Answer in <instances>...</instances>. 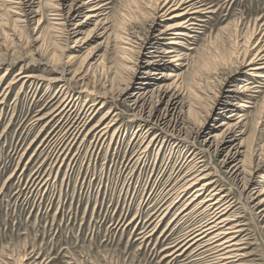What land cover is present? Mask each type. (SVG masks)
Instances as JSON below:
<instances>
[{"label": "rangeland", "instance_id": "rangeland-1", "mask_svg": "<svg viewBox=\"0 0 264 264\" xmlns=\"http://www.w3.org/2000/svg\"><path fill=\"white\" fill-rule=\"evenodd\" d=\"M9 1L0 0V62L3 59L21 62L9 68L0 94H3V87L16 79V72L22 65L39 79L30 80L23 86L24 80H19L1 98L0 264H194L192 249L176 259L175 255L165 258V254L172 250L168 251L167 246L174 244L195 219H176L192 190L184 192L176 205L174 200L178 191L175 184L181 181V186L189 178L184 175L198 144L191 137L185 142H179L173 136L159 137L150 146L147 160L140 162L142 150L158 130L149 129L150 125L145 123H141L138 129L140 120L132 114V103L119 96L126 84L127 93L134 91L144 69L135 65L126 70V74H117L123 55L115 36L125 35L123 32H128L129 26H136L143 36V28L152 17V8H146L141 0H111L109 19L105 24L109 28L107 32L103 26L95 28V22L87 23L79 36L73 35L71 40L56 30L49 0H34V8H38L37 4L41 6L40 14L29 16L28 20L22 17L21 20L26 19L22 22L17 21L20 15L14 13L18 10L11 7L15 5ZM207 2L213 12L206 14L195 42L183 39L176 46L169 44L168 39L163 40L162 50L175 46L178 52L191 53L190 68L183 66L181 70L172 71L182 73L180 78L166 79L161 74H168L172 68L161 67L154 78L169 83L177 81L183 95L188 89L186 112L191 104L197 103L199 107L191 115L193 121L207 119V123L218 125L230 111L216 109V106L212 108L213 102L226 86L237 88L244 78L251 77L248 62L255 51L247 56L246 65L235 79L221 88L216 78L210 77L206 94L193 89L196 96L190 93V88H196L192 79L202 63L194 60H198L203 52L207 58V74L212 75L218 68L225 67L226 60L227 68H235L240 63L237 54H244L240 45L255 29L253 44L260 40L263 45L264 0ZM86 11L87 8L73 24H69L70 32L75 22L85 19ZM163 27L156 25L150 35ZM137 45L131 46L137 50L136 53L133 51V60L137 61V57L144 60L143 55L150 44L141 51ZM184 45L195 49L187 50ZM92 51L100 57L99 64L93 71L86 72V68L73 79L74 71L82 66L85 55ZM124 55L130 58L129 54ZM38 60L44 63L39 64ZM68 63L72 72L67 71V81H64L61 72ZM7 67L0 64V78ZM105 78L107 85L104 84ZM69 80L74 87L72 95L87 87L106 97L104 108L78 135L74 131L84 117V99L78 100L63 114L36 120L57 106L65 95L59 92L60 86ZM258 90L239 93L230 99V102L237 103L242 99L252 102L249 103L251 107H246L243 112L246 126L242 138L249 147L245 166L250 170L248 176H254L255 182L246 192H242L243 181L222 178L225 181L222 184L226 187L225 192L237 200L235 204L238 205L233 209L240 207L237 212L247 223L249 239L245 253L250 255V249L260 253L259 258L249 259L248 256L246 259L253 264H264V228L256 217L259 209L256 206L258 199H255L264 190V164L253 172L258 158H264L263 149V155L260 154L264 146V84ZM110 108L120 112V116L109 132L101 136L90 131ZM206 112L211 115L207 116ZM253 149L257 155L252 153ZM221 158L222 154L207 152V172H216ZM221 173L222 169L218 175ZM162 210L167 214L160 218Z\"/></svg>", "mask_w": 264, "mask_h": 264}, {"label": "bare ground", "instance_id": "bare-ground-1", "mask_svg": "<svg viewBox=\"0 0 264 264\" xmlns=\"http://www.w3.org/2000/svg\"><path fill=\"white\" fill-rule=\"evenodd\" d=\"M207 1L208 0L140 1L146 8H152L153 11V13H151L152 17L150 22H147L146 27L143 28L144 35L141 36L139 34L136 26H129L128 32H123L125 35L116 34L115 39L120 43V53L123 55L120 56V66L117 74L119 72L124 73L126 70L138 65V67L144 69L142 72L144 75L139 78L138 85L132 93H127L128 85L126 84L124 88H121L119 96L124 97L126 101L129 100L132 103V114L140 120L138 129L142 125L141 123H145V125H150L149 129L156 128L158 130L142 150L140 162L144 163V159L147 160L150 146L153 145L154 141L159 137L166 139L167 137L170 138L173 136L179 142L188 141L191 137L193 142L198 144L192 153L194 155L189 160L188 170L184 175V178H189L181 186V181L175 184L178 191L175 193L176 196L174 200L176 205L180 202L184 192L192 190L189 194V198L185 204H183L182 210L177 214L176 219L179 218L181 221L191 217L195 219L192 223H188L189 225L184 229V232L176 238L174 244L169 245L170 247L167 246L166 249H168V251L169 249L172 250L170 253L165 254V258L175 255L176 257L174 259H176L187 252V250L192 249L191 258L194 264H253L246 259L249 255L245 253L247 239H249L247 238L248 233H246L248 230V228H246L247 223L241 219L242 216L240 212H237L240 207L233 209L238 205L235 204L237 200L231 198L230 193L225 192L226 187L222 184V182L225 181H222V178L243 181L242 192L250 190L255 182L254 176H248L250 170L245 166L249 147L246 146L245 139L242 138L245 133L243 129L246 126V123H244L246 117H243L246 114L243 112L246 107H251L249 103L252 102L247 99H242L240 103H237L230 102V99L233 96H238L237 94L239 93H245L250 90L259 92V86L264 84V44L260 45V40L253 44V37L256 35L255 29L245 42L243 41L242 44L240 43V47L243 49L242 52H244L241 56L237 54V58L241 59L240 63H237L235 68H227L228 61L226 60V62L223 63L225 67L218 68L217 71H215L216 73H213L214 75H211L209 72L207 74V58L204 56L205 54L203 52L199 54L198 60H194L195 63H202V66L198 68V73H194V76L192 74V80L196 84V88H190V93L196 96L195 93L197 92L195 90L206 94L205 89H207V80L210 79V77L216 78L221 88H223V85L227 82L235 79L238 73L242 71L241 68L243 65H246L245 61L247 56L255 51L248 62V66H251L248 69L251 72V77L244 78L237 88L226 86L227 88L225 87L220 97H216L215 102H213L212 108L216 106V109L230 111L225 119L218 125L207 123V119L206 121L205 119H198V122L196 120L193 121L191 115H193L196 108L199 107L197 103L191 104L186 112L185 107L188 102V100H186L188 96L186 97L185 95H188V89L183 95V91L180 89V84H178L177 81L169 83L165 79L159 81L154 78V76L158 74L157 70L161 67L172 68L168 74L165 72L161 74V76L166 77V79H171L173 76L180 78L182 77V73L175 74L172 71L181 70L183 66H189L190 68L191 63L189 58L191 57V53L185 51L178 52L175 46L162 50L163 40L168 39L169 44L176 46L180 45L183 39H188L189 42H195L199 36L197 33H200V29L204 26L202 22L206 21V14L213 12ZM9 2L16 6L11 7L17 8L18 10V13L14 11L16 15H20L17 21L22 22L26 20H21L22 17H26L28 20L29 16L32 17L34 14H40L39 9L41 6L37 4L38 8H34V5L36 6V1L34 0H10ZM49 2L51 5V15H53V19L56 20L54 23L56 24V30L64 33L68 39L73 35L77 36L80 34L87 23L95 22V28L103 26L102 28H104L106 32L109 29L105 24L108 23V10L110 9L111 0H49ZM86 8L87 13L85 19L75 22L71 30L72 32H70L69 24H73L75 18L80 16ZM40 21L41 19L39 22ZM156 25H164V27L156 34L150 35V30ZM134 43L138 44L137 47L140 51L146 44H150L149 50L143 55L144 60H140L138 57L136 58L137 61L133 60L135 59V57H133V51L135 49L131 46H134ZM184 47L187 50L195 49V47L188 45H184ZM136 52L137 50H135V53ZM93 53L92 51L85 55L82 66L74 71L73 79L74 77H79L86 68V72L93 71L94 68H96L99 64L98 61L100 57H96V54ZM124 54H129L130 58L125 57ZM231 59L233 61V58ZM20 62L21 61L17 59H3L0 62L1 65L8 66L0 78V88L3 85L2 82L5 80V76L8 74L9 68L20 64ZM38 62L39 64L44 63L42 60H38ZM126 62L133 64L129 66ZM45 64L48 65V63ZM71 68V64L68 63L62 70L61 75L64 81H67L65 78L67 71L72 72ZM126 73L127 72H125V74ZM33 79H39V77L31 71H28L26 66L24 67V65H22L16 72V79L13 78V80L3 87V94H0V104L3 103V100H1L2 96L8 94L16 82L24 80L22 83L23 86V84H26L30 80L33 81ZM62 79L58 78L57 80ZM114 80L115 77L112 79V82ZM106 82L107 78H105L104 84H106ZM73 88L70 80L61 84L59 92L61 94L65 93L63 98L59 100V102L57 100V106L48 113V115L36 120L39 121L52 115L58 116L63 114L67 112L70 107H73L78 100L84 99L85 109L84 111L82 109L84 117L74 131V133L78 135L87 122H90L95 115L104 108L106 105V97L104 94L97 93L85 87L77 91V93H74L76 96V98H74V95L71 94ZM201 97L204 99V96ZM196 112L198 113V111ZM187 113L188 116L186 115ZM206 114L207 116L211 115L209 112H206ZM119 116L120 112H115V110L110 108L90 128V131H96L95 133L104 136L109 132L110 127L115 124ZM82 122L83 124L81 125ZM199 139L201 141H199ZM262 149L264 150V146L261 147L260 152V154L263 155ZM207 152L222 154L220 167H216V172H207ZM252 153H256L257 155L256 149H253ZM262 164H264V158L260 157L258 158L253 172L255 173L257 169H260L259 167ZM221 169L222 173L218 175ZM262 177L264 178V174ZM263 196L264 190L262 192L260 191L259 195L255 197V199H258L256 206H258L259 210L257 212L254 208L253 210L256 212V217L261 221L262 227L264 228ZM170 207L169 205L168 208ZM168 208H165V211H167ZM164 213L163 211L159 217H166L167 213H165V215ZM182 213H184V216L181 215ZM151 231L153 230L151 229ZM146 235L148 236L147 233ZM171 242H173V240Z\"/></svg>", "mask_w": 264, "mask_h": 264}, {"label": "snow or ice", "instance_id": "snow-or-ice-1", "mask_svg": "<svg viewBox=\"0 0 264 264\" xmlns=\"http://www.w3.org/2000/svg\"><path fill=\"white\" fill-rule=\"evenodd\" d=\"M249 252H250L249 259L260 257V253L258 252H253L251 249L249 250Z\"/></svg>", "mask_w": 264, "mask_h": 264}]
</instances>
